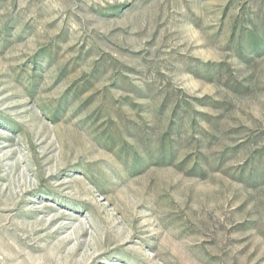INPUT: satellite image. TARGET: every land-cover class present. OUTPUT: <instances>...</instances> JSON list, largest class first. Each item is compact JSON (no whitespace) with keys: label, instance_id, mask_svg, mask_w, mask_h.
<instances>
[{"label":"rangeland","instance_id":"1","mask_svg":"<svg viewBox=\"0 0 264 264\" xmlns=\"http://www.w3.org/2000/svg\"><path fill=\"white\" fill-rule=\"evenodd\" d=\"M0 264H264V0H0Z\"/></svg>","mask_w":264,"mask_h":264}]
</instances>
